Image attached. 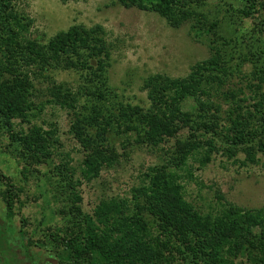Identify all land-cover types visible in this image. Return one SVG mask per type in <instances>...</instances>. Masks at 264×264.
Here are the masks:
<instances>
[{
    "label": "trees",
    "instance_id": "obj_1",
    "mask_svg": "<svg viewBox=\"0 0 264 264\" xmlns=\"http://www.w3.org/2000/svg\"><path fill=\"white\" fill-rule=\"evenodd\" d=\"M251 1L264 10V0ZM117 2L156 13L172 28L190 20L195 21L193 29L195 24L207 25V34L218 27L212 12L199 10L202 2L192 7L183 0ZM242 10L244 17L253 15L250 8ZM262 21L251 30L256 37L264 36V17ZM30 23L14 9L13 0H0V133L7 134V153L25 165V174H31V169L41 174L44 167L42 177L50 185L53 214L62 224L44 235L54 252L32 251L9 214L14 196L9 185L4 192L6 210L0 212V264H59V255L67 262L83 257L88 264H239L236 260L242 258L243 264H264V206L228 205L201 214L184 200L178 174L187 168L190 157H198V166L203 167L219 149L229 159L242 154L243 166L257 163V154L264 157V68L253 76L256 85L251 80L245 85L249 96L240 87L224 89L227 61L234 59L225 60L223 48L229 43L213 34L208 39L212 55L196 63L185 78L150 77L145 83L150 106L143 110L114 100L105 76L111 48L100 26L74 25L39 43L27 36ZM58 71L77 73L78 86L57 83L54 73ZM185 97L196 102L194 113L180 111L179 102ZM47 106L58 107L70 117L68 132L82 154L77 167L70 165V155L53 162L60 146L54 126L44 130L31 124ZM14 120L27 124V129L17 130ZM183 131L187 137L178 136ZM128 133H133L138 147L157 148L173 139L171 158L148 167L131 188L130 198L101 199L90 213L84 212L80 187L120 162L126 153H119L118 145L123 150L126 145L117 137Z\"/></svg>",
    "mask_w": 264,
    "mask_h": 264
},
{
    "label": "rangeland",
    "instance_id": "obj_2",
    "mask_svg": "<svg viewBox=\"0 0 264 264\" xmlns=\"http://www.w3.org/2000/svg\"><path fill=\"white\" fill-rule=\"evenodd\" d=\"M183 1L191 7L196 2H202L199 10L212 12L218 18V27L207 34V25L200 27L195 24L193 29L195 21L190 20L178 28H172L156 13L134 7L125 8L117 0H68L65 3L59 0H13V6L31 21L27 36L39 43H46L57 33L74 25L86 28L100 26L103 38L111 48L110 64L105 75L107 83L117 98L114 100L124 104L147 109L150 98L145 83L149 82L150 77L185 78L196 63L212 55L208 39L213 34L223 43H229L223 48L227 55L225 60L234 59L227 61L228 84L224 89L240 87L249 96L245 85L248 80L256 85L257 80L253 76L260 74L264 68V57L261 56L264 53V36L256 37L251 32L255 26L262 25L264 14L259 11L264 10L251 0ZM242 7L250 8L253 15L242 16L239 13L244 11ZM54 78L57 83H64L73 89L80 82L79 75L73 71H58L54 73ZM252 83L248 82V85ZM196 106L192 97H185L179 102V109L183 113H194ZM226 108L223 105V109ZM69 121L66 111L47 106L40 116L31 120V124L44 130L54 126L60 146L54 151L53 162L57 164L64 156L70 155V165L77 167L82 154L68 132ZM13 123L17 130L21 128L25 131L28 127L17 120ZM185 133L183 131L178 136L187 137ZM132 135L128 133L117 137L126 145V150L118 145L119 153H126L120 162L113 168L103 169L97 179L80 187L84 212L90 213L101 199L130 198L131 188L140 182L148 167L166 164L171 158L173 139L157 148H148L136 146ZM9 143L7 134L0 133V212L6 210L4 192L12 185L13 207L9 214L13 224L24 231L32 251L38 255H43L44 250L54 252L44 235L56 231L62 223L53 214L50 185L42 177L44 167H40L41 174H36L33 169L31 174H25V165L7 153ZM243 157L238 154L229 159L219 149L211 154L210 161L203 167L198 166V157H190L187 168L178 171L184 187V200L205 215L216 213L228 205L242 209L263 207L264 157L257 154V163L244 166L240 164ZM57 259L59 264H88L83 257L73 262L71 259L67 262L64 255H59ZM243 262V258L236 260L239 264ZM187 264L194 263L188 261Z\"/></svg>",
    "mask_w": 264,
    "mask_h": 264
}]
</instances>
